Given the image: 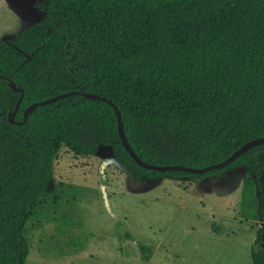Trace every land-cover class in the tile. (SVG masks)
Wrapping results in <instances>:
<instances>
[{
  "label": "trees",
  "instance_id": "trees-1",
  "mask_svg": "<svg viewBox=\"0 0 264 264\" xmlns=\"http://www.w3.org/2000/svg\"><path fill=\"white\" fill-rule=\"evenodd\" d=\"M36 9L39 21L0 43V264L27 263V222L61 151L88 161L108 148L135 181L244 169L239 215L264 223V145L201 175L157 172L130 158L116 117L140 160L158 166L205 168L264 137V0H42ZM68 92L9 123L18 101L21 123L32 104ZM140 251L147 261L151 249ZM249 256L264 264V226Z\"/></svg>",
  "mask_w": 264,
  "mask_h": 264
},
{
  "label": "rangeland",
  "instance_id": "rangeland-1",
  "mask_svg": "<svg viewBox=\"0 0 264 264\" xmlns=\"http://www.w3.org/2000/svg\"><path fill=\"white\" fill-rule=\"evenodd\" d=\"M40 1L0 0V43L41 19ZM63 152L27 222L26 264H252L249 249L264 223L239 215L244 169L199 182L143 179L137 188L108 148L88 161ZM140 246L151 249L147 261Z\"/></svg>",
  "mask_w": 264,
  "mask_h": 264
},
{
  "label": "water",
  "instance_id": "water-1",
  "mask_svg": "<svg viewBox=\"0 0 264 264\" xmlns=\"http://www.w3.org/2000/svg\"><path fill=\"white\" fill-rule=\"evenodd\" d=\"M12 88L15 92L17 91L16 89H14L13 85H12ZM73 94H76V92H68V93L60 94V95L53 97L51 99L32 104L31 106H29L24 111L23 121L21 123L15 122L13 120L15 112L17 111V108L19 105V101H18L16 106H15L14 112L10 113L8 115V121H9V123H13V124H17V125L22 124L25 122L27 116L29 114H31L37 107L43 106L46 104H50V103H54L56 101L64 99V98H66L70 95H73ZM79 94H81L85 98H88L91 100H101L103 102H107L109 105L113 106V104L110 101H107L103 97H99L97 95H92V94H86V93H79ZM22 95H23V92L21 91L20 98H22ZM116 117H117V132H118V137H119L120 143L123 146V148L125 149V151L128 153V155L130 156V158L135 162V164H137V166L144 168V169H147V170H152V171H157V172H183V173H188V174H193V175H201V174L209 172L211 170L222 169V168L226 167L227 165H229L230 163H232L233 161H235L239 156L248 152L249 150H251L255 147L264 145V137L249 141V142L245 143L243 146H241L238 150H236L231 156H229L223 162L218 163V164H214V165H211V166H208L205 168H191V167H186V166H181V165H166V166L152 165V164H147V163L143 162L142 160H140V158L136 155V153L130 147L128 140L124 134L123 123H122L121 116H120V113L118 110H116ZM142 182H143V178H140L136 187L141 188ZM102 191H103L104 201L107 204V196H106V193L104 191V188H102Z\"/></svg>",
  "mask_w": 264,
  "mask_h": 264
}]
</instances>
